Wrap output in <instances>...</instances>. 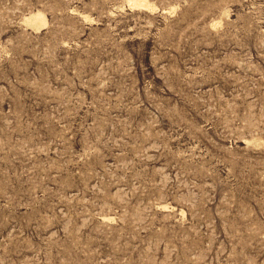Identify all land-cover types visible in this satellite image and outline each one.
<instances>
[{
    "label": "rangeland",
    "instance_id": "1",
    "mask_svg": "<svg viewBox=\"0 0 264 264\" xmlns=\"http://www.w3.org/2000/svg\"><path fill=\"white\" fill-rule=\"evenodd\" d=\"M0 264H264V0H0Z\"/></svg>",
    "mask_w": 264,
    "mask_h": 264
},
{
    "label": "bare ground",
    "instance_id": "2",
    "mask_svg": "<svg viewBox=\"0 0 264 264\" xmlns=\"http://www.w3.org/2000/svg\"><path fill=\"white\" fill-rule=\"evenodd\" d=\"M140 5H141V4H140ZM145 5H146V4H145ZM37 13H38V12H37ZM39 13H40V12H39ZM39 13L36 14L35 16H32L30 19L35 18V17H38V16H39V17L42 16V15H39ZM43 20H46V19H42V21H43Z\"/></svg>",
    "mask_w": 264,
    "mask_h": 264
}]
</instances>
